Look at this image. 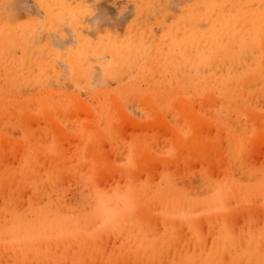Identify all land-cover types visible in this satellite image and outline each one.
Instances as JSON below:
<instances>
[{
  "label": "rangeland",
  "instance_id": "obj_1",
  "mask_svg": "<svg viewBox=\"0 0 264 264\" xmlns=\"http://www.w3.org/2000/svg\"><path fill=\"white\" fill-rule=\"evenodd\" d=\"M0 264H264V0H0Z\"/></svg>",
  "mask_w": 264,
  "mask_h": 264
},
{
  "label": "bare ground",
  "instance_id": "obj_2",
  "mask_svg": "<svg viewBox=\"0 0 264 264\" xmlns=\"http://www.w3.org/2000/svg\"><path fill=\"white\" fill-rule=\"evenodd\" d=\"M216 94H217V93H216ZM186 95H187V94H186ZM193 96H194V95H193ZM206 96H207V95H206ZM211 96H212V95H211ZM209 97H210V96H209ZM205 98H206V97H205ZM179 103H180V101H179ZM177 104H178V103H177ZM177 104H176V105H177ZM182 104H183V103H182ZM185 104H186V103H185ZM190 116H191V114H190ZM196 119H197V118H196ZM181 121H182V120H181ZM181 121H180V124L184 122V121H182V122H181ZM191 124H192V123H191ZM191 124H190V125H191ZM97 126H98V125H97ZM100 126H101V125H100ZM181 126H183V124H182ZM102 128H103V126H101V129H102ZM182 128H183V127H182ZM182 128H181V129H182ZM184 128H185V126H184ZM101 129H100V130H101ZM177 130H178V129H177ZM180 131L182 132V130H180ZM233 133H234V132H233ZM234 134L237 135L238 133H234ZM234 134H232L233 137H234ZM228 135H229V134H228ZM229 136H230V135H229ZM229 136H228V137H229ZM239 136H240V135H239ZM246 136H248V134H247ZM177 137H178V134H177ZM179 137H180V136H179ZM235 137H237V136H235ZM248 137H250V136H248ZM230 138H231V136H230ZM242 138H243V137H242ZM232 139H233V138H232ZM238 139H240V138H238ZM179 140H181V139L179 138ZM228 140H229V139H228ZM234 140L237 141V139H234ZM240 140H241V139H240ZM84 141H85V140H83L82 142H84ZM84 143H85V142H84ZM46 144H47V143H46ZM239 144H240V143H239ZM239 144H238V145H239ZM241 144H242V143H241ZM48 145H49V144H48ZM50 145H51V143H50ZM82 145H83V144H82ZM173 145H174V144H173ZM235 145H236V144H235ZM21 147H22V146H21ZM23 147H24V146H23ZM23 147H22V148H23ZM238 147H239V146H238ZM82 148H83V147H82ZM81 150H82V149H80V151H81ZM26 151H27V150H25V153H26ZM86 151H87V150H86ZM76 155H77V154H76ZM78 155H79V153H78ZM79 157H80V155H79ZM21 158H22V157H21ZM76 158H78V156H77ZM73 162H74V161H73ZM99 163H100V162H99ZM78 167H79V166H78ZM53 171H54V170H53ZM84 171H85V170H84ZM49 174H50V172H49ZM44 187H45V186H44ZM47 189H48V188H47ZM49 192H50V191H49ZM47 193H48V192H47ZM50 193H51V192H50ZM52 199H53V198H52ZM209 201H212V200H209ZM209 201H208V202H209ZM208 202H207V203H208ZM214 202H215V201H214ZM209 203H210V202H209ZM204 204H206V203H204ZM210 204H211V203H210ZM213 204H214V203H213ZM213 204H212V205H213ZM207 205H208V204H206V206H207ZM212 205H211V206L209 205V206L212 207ZM209 206H208V207H209ZM12 208H13V207H12ZM102 211H103V210H102ZM4 212H5V211H4ZM65 212H66V211H65ZM8 213H9V211H8ZM16 213H17V212H16ZM66 213H67V212H66ZM34 215H35V214H34ZM12 216H13V215H12Z\"/></svg>",
  "mask_w": 264,
  "mask_h": 264
}]
</instances>
